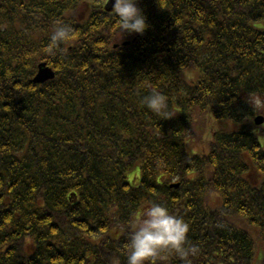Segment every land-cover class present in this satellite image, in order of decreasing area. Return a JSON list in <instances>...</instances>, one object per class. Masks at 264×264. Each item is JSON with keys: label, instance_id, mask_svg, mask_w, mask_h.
I'll return each instance as SVG.
<instances>
[{"label": "trees", "instance_id": "trees-1", "mask_svg": "<svg viewBox=\"0 0 264 264\" xmlns=\"http://www.w3.org/2000/svg\"><path fill=\"white\" fill-rule=\"evenodd\" d=\"M107 1L0 0V264H126L153 199L189 224L191 264H264L245 102L264 94V0H140L149 28L124 37ZM57 20L78 35L53 54ZM40 63L55 77L35 84ZM153 87L172 119L142 106Z\"/></svg>", "mask_w": 264, "mask_h": 264}, {"label": "clouds", "instance_id": "clouds-1", "mask_svg": "<svg viewBox=\"0 0 264 264\" xmlns=\"http://www.w3.org/2000/svg\"><path fill=\"white\" fill-rule=\"evenodd\" d=\"M116 31L125 35H143L149 28L147 18L138 6L140 0H110ZM77 31L63 21H55L48 51L53 54L60 44L77 39ZM254 113H264V94L249 92L245 101ZM141 104L151 113L168 120L173 118L169 98L155 87L144 95ZM189 224L172 213L169 208L155 199L147 202L128 226V242L123 246L126 264H158L174 255L184 264H191L192 258L200 253L198 246L188 241ZM119 264V261H114Z\"/></svg>", "mask_w": 264, "mask_h": 264}, {"label": "water", "instance_id": "water-1", "mask_svg": "<svg viewBox=\"0 0 264 264\" xmlns=\"http://www.w3.org/2000/svg\"><path fill=\"white\" fill-rule=\"evenodd\" d=\"M106 10L110 11L111 9V3L108 2L106 5ZM54 78V73L51 71L50 68L46 67V64H40L38 66V71L36 76L33 79L34 83H44L45 81L51 80ZM263 122V119L261 117L255 119L256 124H261Z\"/></svg>", "mask_w": 264, "mask_h": 264}, {"label": "rangeland", "instance_id": "rangeland-1", "mask_svg": "<svg viewBox=\"0 0 264 264\" xmlns=\"http://www.w3.org/2000/svg\"><path fill=\"white\" fill-rule=\"evenodd\" d=\"M195 133H199L198 129H196ZM258 263H260V260H258Z\"/></svg>", "mask_w": 264, "mask_h": 264}]
</instances>
